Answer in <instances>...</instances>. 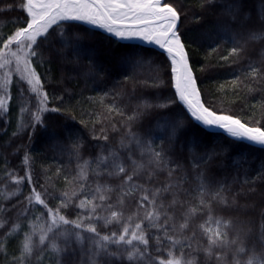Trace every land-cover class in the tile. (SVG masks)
<instances>
[{
  "label": "snow or ice",
  "instance_id": "6c2138e0",
  "mask_svg": "<svg viewBox=\"0 0 264 264\" xmlns=\"http://www.w3.org/2000/svg\"><path fill=\"white\" fill-rule=\"evenodd\" d=\"M198 7L12 0L0 8L23 13L0 32V131L15 104L5 144L23 141L12 152L20 166L5 156L0 168V264H264V206L257 218L247 201L264 186V0ZM209 17L205 58L232 69L220 90L260 92L258 114L255 105L242 116L205 99L183 21L199 28ZM136 40L156 48L123 43ZM256 44L258 59L249 55ZM69 80L91 93L88 111ZM38 137L62 188L47 167L34 169ZM237 146L259 149L255 168Z\"/></svg>",
  "mask_w": 264,
  "mask_h": 264
},
{
  "label": "trees",
  "instance_id": "16d2710c",
  "mask_svg": "<svg viewBox=\"0 0 264 264\" xmlns=\"http://www.w3.org/2000/svg\"><path fill=\"white\" fill-rule=\"evenodd\" d=\"M12 0H0V8H3L4 4L10 3ZM19 3V0H16ZM186 9H192L195 12H199V0H182ZM23 13L18 10L14 11H0V32L7 33L10 32L16 27L15 19L21 17ZM195 19H188L183 21L184 29L186 30V35L192 39L194 42L190 45V55L194 64V67L197 69V75H203L204 80L201 84V87L205 93V99L211 103H215L217 108H221L224 110H230L235 112L238 115L249 116L253 114V105H255V109L257 114L259 113V105L256 104V101L259 100L261 93L254 92L252 94H248L246 91H240L238 95H234L232 91L225 89L224 91L220 90L221 83L228 84L230 80V76L232 75V69L229 67H218L217 66V58L215 56L205 58V54L207 52V48L204 44L201 43V40H206V37H202L201 33L206 31L211 27V17H209L208 21L201 25L199 28L196 27ZM133 44V43H126ZM137 45V44H134ZM145 48V47H143ZM260 44H256L253 47V50L250 51L249 55H251L254 59H258L260 56ZM149 49V48H145ZM151 50V49H149ZM200 64H211L212 67L209 68L207 73L199 72ZM52 70L58 73V70L55 65H53ZM143 75H150V70L147 66L142 69ZM143 78V77H141ZM67 86L73 88L77 95V99L81 101L80 108L84 111H88L92 105L85 99L91 93L87 90H84L80 93V89L82 88V81L77 83L76 80H69L66 82ZM132 85L129 84L128 88L131 90ZM16 89L13 88V92L15 93ZM140 89H137V95L139 94ZM127 102V101H126ZM80 109H78L79 111ZM16 113L17 109L15 104L12 106L10 119L11 123L8 125L7 131H0V168L4 166V157L8 158L9 164L8 167H18L20 166V157L18 155H12L13 149L15 146L21 142H23L20 138H13L10 145H6L5 142L9 140L11 136V132L15 128L16 123ZM0 126H2V122H0ZM85 136H87V131L85 130ZM215 138V137H213ZM90 139V137H89ZM26 140V137H24ZM114 142V140H113ZM31 150L33 155L35 156V164L34 169L36 172H42V166L47 167L49 169V175L52 176L53 182L56 187L62 188L65 184V180L63 178V173L57 174L56 167L57 164L53 160L54 153L50 150H47L44 147V138L38 137L35 142L31 146ZM235 153L247 152L250 157L253 158L252 168H255L259 160L261 159V153L259 149L251 150L243 146H237L234 149ZM84 154H88L87 148L84 150ZM67 159L66 157L64 158ZM21 174H23L21 172ZM257 191L254 193H250L247 197L248 202H255V210L250 211L248 215H252L258 218L259 210L261 206H264V186L257 185ZM243 202V198H242ZM53 203H56L53 201Z\"/></svg>",
  "mask_w": 264,
  "mask_h": 264
},
{
  "label": "water",
  "instance_id": "95a60500",
  "mask_svg": "<svg viewBox=\"0 0 264 264\" xmlns=\"http://www.w3.org/2000/svg\"><path fill=\"white\" fill-rule=\"evenodd\" d=\"M123 43H133V44H137V45H140V46H142V47L149 48V49H154V48H156V46H154V45H148V44H146V43H144V42H142V41H139V40H136V41H125V42H123ZM157 51H159V50L157 49ZM209 131H210L211 133H215V134L220 133V130H219V129H209Z\"/></svg>",
  "mask_w": 264,
  "mask_h": 264
}]
</instances>
